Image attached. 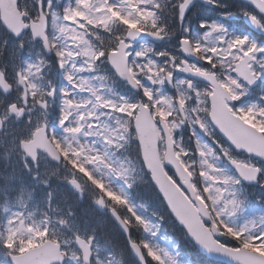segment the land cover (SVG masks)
<instances>
[{
  "label": "snow or ice",
  "instance_id": "obj_1",
  "mask_svg": "<svg viewBox=\"0 0 264 264\" xmlns=\"http://www.w3.org/2000/svg\"><path fill=\"white\" fill-rule=\"evenodd\" d=\"M247 3L255 11H236L264 32V0ZM192 4L193 0H69L57 11L53 0H31L17 27L3 26L14 42L8 52L11 76L0 70V145H7L15 159L11 173L0 177V198L5 201L0 264H113L111 254L100 256L93 235H82L73 227L67 219L70 211L60 214L51 191L42 198L43 206L37 203L29 176L41 185L52 178L62 180L80 193L85 186L94 189L95 204L111 212L140 264H169L171 257L131 236L130 229L147 232L151 226L134 211L124 187L109 186L105 177L127 188L150 181L196 244L231 257L235 264H264V215L239 228L225 220L245 208V194L237 188L242 180L264 187V168L252 159L264 161V46L247 35L229 34L215 21L200 23L206 29L201 36L188 35L185 20ZM165 17L174 18L176 27ZM177 33L181 35L176 51L184 58L140 43L145 36L159 40ZM7 44L5 39L4 47ZM36 44L40 50L33 59ZM48 54L54 55L66 81L59 90L61 135L50 130L47 119L50 101L57 95L46 75ZM100 65H110L112 76L139 90V97L113 93L107 76L82 75L96 72ZM178 72L207 83L197 87L191 78L177 79ZM165 85L175 89L174 95L160 91ZM250 89H259L258 102L237 107L233 102ZM9 121L17 125L14 132L8 131ZM185 126L199 128L214 147L196 139L190 152L178 137ZM221 158L237 170L236 177L219 166ZM41 161L46 165L43 172L37 171ZM53 162L65 165L67 173L49 166ZM222 237L234 240L235 246Z\"/></svg>",
  "mask_w": 264,
  "mask_h": 264
},
{
  "label": "trees",
  "instance_id": "obj_2",
  "mask_svg": "<svg viewBox=\"0 0 264 264\" xmlns=\"http://www.w3.org/2000/svg\"><path fill=\"white\" fill-rule=\"evenodd\" d=\"M17 128L15 121H12V124L8 125V131L14 132ZM7 148V145H5ZM6 161V160H5ZM1 163V160H0ZM3 169V173L1 170ZM65 169L60 168L59 173L65 174ZM8 175L7 170L0 165V177ZM27 182L33 186V183L30 180V177L26 178ZM147 181V177H145ZM2 182V181H0ZM60 180L52 178L48 185H44V187H40L37 189L36 201L37 203L42 204V190L47 188V190L51 191L53 195V200L57 205L60 214H64L66 212H71V215L67 216L73 226L79 230L82 235H93L97 244L99 246H104V248L108 249L110 253L116 257L117 260H121L122 264H136L129 255V251L127 248L126 241L123 235L118 231L113 222L109 219L107 213H101L95 207V200L98 198V195H95V190L90 186L84 192V196L80 199L77 193L71 192L67 187H63L59 184ZM34 187V186H33ZM135 199H139L141 201H145L151 203L159 209V212L164 216V218L168 221L169 230L175 231L178 233V239L181 242V246H186L192 253L198 255L196 251L188 245L187 240L183 236L181 230H179L175 225L171 218L167 215L166 209L164 208L160 197L157 195L155 189L148 182H138L135 185ZM5 203L4 199L0 198V215H3V204ZM168 217H167V216ZM138 229V230H137ZM141 228H132L130 229V234L133 238L140 240ZM61 232L67 236L70 235L66 229H61ZM235 242V241H234ZM236 243V242H235ZM190 256V252H187ZM148 264H154L151 260H148Z\"/></svg>",
  "mask_w": 264,
  "mask_h": 264
},
{
  "label": "rangeland",
  "instance_id": "obj_3",
  "mask_svg": "<svg viewBox=\"0 0 264 264\" xmlns=\"http://www.w3.org/2000/svg\"><path fill=\"white\" fill-rule=\"evenodd\" d=\"M61 3V2H60ZM69 3V0H66L65 2H63L60 6V9L57 11H62L63 7L67 6ZM201 36L200 33H196L195 36L193 37H199ZM0 48H2L0 46ZM1 58V56H0ZM26 58V57H25ZM33 59L35 57H32ZM17 63V61H16ZM10 75L11 76V72H12V68H10ZM84 75L86 78L87 77H94L96 75H103L100 71L99 68L96 72L93 73H84L82 74ZM66 85V81H64L63 79V75H62V70L60 69V80H59V85L57 87V95L55 96V100L53 103L55 105L56 108V115L54 117V123L51 122V125L49 124V128L50 130H54L55 133L57 135H61V128L57 123L58 120V115H59V105H60V97H59V90L64 87ZM110 89L111 87L108 86ZM112 91V89H111ZM113 92V91H112ZM82 95H86V94H82ZM50 112H48L47 118L49 117ZM7 150V149H6ZM6 150L3 152V154H7ZM10 155V154H9ZM15 159L14 156H10L8 158V160H6L3 164V167L5 168V170H7L8 174L11 173L12 169H11V163L13 162V160ZM221 165V163H220ZM219 165V166H220ZM45 162L41 161L40 165L37 169V171L39 172H43L45 169ZM92 167V166H89ZM103 171V170H101ZM96 175H100L101 173H95ZM31 177V176H29ZM106 182L109 183V186L113 187V188H120V187H124V191L131 203V205L134 208V211L142 216L151 226L150 230L145 232L143 229L140 231V235L141 238L143 240H145L146 242H148L153 248L157 249L158 251H160L162 254L164 252H167L169 254V256L171 257V261L169 262V264H172V262H175V264H191L183 255H181L178 250H176V245L174 244V242L166 237L160 227H159V223L161 222V219L159 218V212L158 210H156L155 208H149L147 205L145 204H135L134 201L132 202V200L130 199L129 193H128V188L126 186H123L122 182H120L118 179L116 178H112V177H105ZM35 188H37V184L34 183ZM238 190H239V186H237ZM98 209H104V208H100L98 205H96ZM257 207H259L258 205H249L247 207H245L244 209H242L241 213L235 217H226L225 220L226 222L235 228H239L241 226H244L245 223L248 220L251 219H255L257 217H259L260 215H262L261 210L257 209ZM154 233V234H153Z\"/></svg>",
  "mask_w": 264,
  "mask_h": 264
},
{
  "label": "flooded vegetation",
  "instance_id": "obj_4",
  "mask_svg": "<svg viewBox=\"0 0 264 264\" xmlns=\"http://www.w3.org/2000/svg\"><path fill=\"white\" fill-rule=\"evenodd\" d=\"M194 3L193 5H191L189 12L186 15V20H185V24L186 26L189 28V33L188 35L194 34L195 32L193 31V25L196 22H211L213 20L215 21H219L220 23H226L227 21L230 20H237L239 21V19L243 16L242 14H240L237 10L238 7H244L247 8L249 11H254L250 6H248L247 4L238 1V0H218V4L217 5H213V4H203V3H199L197 0H193ZM205 1V0H204ZM219 4H223L225 5V7H219ZM227 12H235V15L232 16H225L223 15L224 13ZM229 34H235L234 33V29L231 27H228L226 25L225 27ZM206 29H203V32H205ZM181 34L179 33L176 36H172L169 38H174V41L169 43V39H168V43L167 42V38L163 39V42L165 41V43L163 45H159L156 47V51H167L170 54L173 55H180L182 57V55L180 53H178L176 51L177 49V40L175 38L178 39V37ZM249 38L253 39V40H257L256 42L262 44L264 46V37H255L256 39H254L252 36H249ZM138 46V45H137ZM183 58V57H182ZM189 62H194L192 60H189ZM203 62H201L202 64ZM175 77L177 79H183V78H191L188 77L187 75H179L178 73L175 74ZM193 79V78H191ZM194 83L197 85V87H203L205 86V84H201V82L193 79ZM146 86L148 84H150V82L145 81ZM154 86V85H153ZM253 92L251 89L249 90V93ZM245 96H242L241 99L239 101L233 102L234 104H236L237 107H245L248 104L252 103V101H245L247 99H244ZM214 131V130H213ZM193 133H195V136H193ZM180 134H186V135H192V148H195V140L199 139L202 143H207V144H212V140L209 138L208 135H205L203 131H201L199 128H194L192 130H189L186 126L179 129L178 130V135ZM238 156H240L241 159H245L248 158L245 154H239ZM260 167L264 168L263 165H261L259 162L255 161Z\"/></svg>",
  "mask_w": 264,
  "mask_h": 264
},
{
  "label": "water",
  "instance_id": "obj_5",
  "mask_svg": "<svg viewBox=\"0 0 264 264\" xmlns=\"http://www.w3.org/2000/svg\"><path fill=\"white\" fill-rule=\"evenodd\" d=\"M10 2L11 1H9V0H0V10L2 11V21H3L4 25H6V26H8V24L13 20L11 17H9V16L5 17V15H4L6 11L14 9L13 5ZM110 216L113 219V221L118 225L120 230L124 233V230L121 228V226L116 221V219L112 216L111 212H110ZM124 235L126 236V238H128L125 233H124ZM189 239L196 245V247L200 250V252L205 254L208 258L213 259L215 261H219V262L225 263V264H235V262L232 260L231 257H229V256H227V255H225L223 253H217V252L208 251L205 248H203V247L199 246L198 244H196L190 237H189ZM130 251H131L132 255L139 261V259L132 252L131 249H130Z\"/></svg>",
  "mask_w": 264,
  "mask_h": 264
}]
</instances>
